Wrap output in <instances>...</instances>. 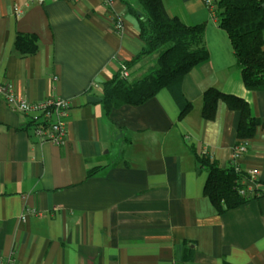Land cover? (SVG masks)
I'll return each mask as SVG.
<instances>
[{
  "label": "crops",
  "instance_id": "1",
  "mask_svg": "<svg viewBox=\"0 0 264 264\" xmlns=\"http://www.w3.org/2000/svg\"><path fill=\"white\" fill-rule=\"evenodd\" d=\"M107 1L0 0V82L24 101L72 103L68 141L57 146L35 133L41 114L0 101V264H264V91L245 87L231 39L204 0H170L172 15L206 25L210 58L182 85L194 109L179 121L163 90L107 115L104 84L143 46L125 2L109 0L110 10ZM18 33L38 37L36 55L14 53ZM211 88L245 99L261 122L240 159L257 175V193L225 214L205 196L193 151L228 166L241 115L221 102L214 121L203 119ZM27 208L41 214L22 220Z\"/></svg>",
  "mask_w": 264,
  "mask_h": 264
},
{
  "label": "trees",
  "instance_id": "2",
  "mask_svg": "<svg viewBox=\"0 0 264 264\" xmlns=\"http://www.w3.org/2000/svg\"><path fill=\"white\" fill-rule=\"evenodd\" d=\"M127 13L135 17L140 52L123 66L129 72L146 59H151L144 75L130 79L123 70L104 84L103 104L107 115L123 106H140L166 90L179 108V121L194 109L184 95L185 76L210 58L205 44V24H188L167 9L170 0H123ZM214 18L232 42L237 66L242 71L245 87L264 91V0H214ZM36 35L18 33L14 53L27 58L39 52ZM241 115L237 140L251 141L261 122L254 117L249 103L238 96L223 93L218 88L207 90L202 98V117L214 121L219 104ZM202 171L207 174L204 194L219 214L239 208L253 199L241 195V187L249 175L240 165L221 167L218 161L193 151Z\"/></svg>",
  "mask_w": 264,
  "mask_h": 264
},
{
  "label": "built area",
  "instance_id": "3",
  "mask_svg": "<svg viewBox=\"0 0 264 264\" xmlns=\"http://www.w3.org/2000/svg\"><path fill=\"white\" fill-rule=\"evenodd\" d=\"M35 0H31L33 3ZM39 4H45L47 0H36ZM54 2L61 0H52ZM70 3L79 2L81 0H63ZM205 4L211 12L214 14V0H204ZM107 7L111 10V1H107ZM23 11L21 9H16V17H21ZM111 21L113 23L115 32L118 36L122 37L124 35L125 23L120 15L111 16ZM125 77H129V71L125 69V66L121 68ZM3 101L9 109L22 113V114H36L42 115L43 122H41L36 128V135L40 137L41 141L50 143L57 146H64L68 141V130H67V119L70 117L72 103L68 99L58 98L47 100L46 102H29L24 101L17 96L14 87L8 82H0V101ZM249 142L240 141L238 142L235 153L233 156L232 163L235 165H240L241 157L248 152ZM202 155H207L206 153ZM258 178L255 173H250L249 177L243 181V187H241V195L251 196L257 193ZM41 213L36 209L27 208L25 215L22 220H26L30 216H38ZM168 264H177V262L172 261Z\"/></svg>",
  "mask_w": 264,
  "mask_h": 264
},
{
  "label": "rangeland",
  "instance_id": "4",
  "mask_svg": "<svg viewBox=\"0 0 264 264\" xmlns=\"http://www.w3.org/2000/svg\"><path fill=\"white\" fill-rule=\"evenodd\" d=\"M144 61H146V63H144V64L142 65V71H141L140 73H138V74L135 76V78L142 77V76L145 74L144 71L148 69L147 66H149L148 64H150V63H147V62H150L151 59L149 58V59H146V60H144ZM138 76H139V77H138Z\"/></svg>",
  "mask_w": 264,
  "mask_h": 264
}]
</instances>
